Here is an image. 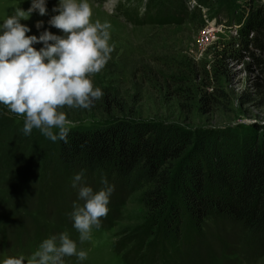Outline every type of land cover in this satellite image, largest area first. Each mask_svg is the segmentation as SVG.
I'll use <instances>...</instances> for the list:
<instances>
[{
	"label": "rangeland",
	"instance_id": "374dc122",
	"mask_svg": "<svg viewBox=\"0 0 264 264\" xmlns=\"http://www.w3.org/2000/svg\"><path fill=\"white\" fill-rule=\"evenodd\" d=\"M29 2L0 0V18L16 6L26 10ZM257 2L90 0L92 19L110 24L112 53L120 55L112 59L118 72L109 59V69L92 78L102 87L116 88L134 119L208 130L238 142L239 133L248 135L264 126V47L243 48L238 37L242 10ZM55 3L47 0L49 16ZM145 8L165 20H144ZM133 11L138 15L132 21L127 15ZM47 19L33 12L20 22L30 28L26 35H38L37 20L45 21L40 31L47 27L60 34ZM65 112L70 127L106 122L95 111ZM21 128L22 117L0 107V258L27 257L43 238L61 231L78 237L69 213L77 200L71 178L80 170L59 163L56 142L36 129L25 136ZM83 170L84 182L94 191L103 175L113 192L101 226L92 230L89 241L78 243L88 253L82 264H161L157 241L164 214H147L141 191L124 188L115 172ZM170 246L168 264H264V236L232 219L206 218L197 235ZM65 262L77 264L75 257H65Z\"/></svg>",
	"mask_w": 264,
	"mask_h": 264
},
{
	"label": "trees",
	"instance_id": "16d2710c",
	"mask_svg": "<svg viewBox=\"0 0 264 264\" xmlns=\"http://www.w3.org/2000/svg\"><path fill=\"white\" fill-rule=\"evenodd\" d=\"M150 9L142 13L144 20H165ZM242 13L238 37L243 48L264 47V0ZM136 15L127 16L133 21ZM119 56L112 53L110 58L116 72L112 59ZM91 79L104 95L86 110L101 113L106 122L70 127L66 141H56L58 161L67 169H109L124 188L140 190L146 213L164 214L157 241L161 264L170 261L171 241L183 243L197 235L209 217L232 219L264 236V126L229 142L208 130L137 120L116 88Z\"/></svg>",
	"mask_w": 264,
	"mask_h": 264
},
{
	"label": "clouds",
	"instance_id": "9594fccd",
	"mask_svg": "<svg viewBox=\"0 0 264 264\" xmlns=\"http://www.w3.org/2000/svg\"><path fill=\"white\" fill-rule=\"evenodd\" d=\"M33 12L48 16L46 24L60 34L47 27L40 31L45 21L37 20L38 35H26L30 28L20 21ZM51 12L49 16L47 0H30L26 10L16 6L0 18V107L22 117L25 136L36 129L56 142L66 141L72 123L64 109H89L103 97L91 77L105 67L114 45L110 24L92 19L90 0H56ZM36 44L41 47L34 48ZM83 178V169L71 178L77 200L69 217L77 239L66 230L51 234L29 256L7 255L0 264H66L65 257H75L77 264L87 260V251L78 243L89 241L92 230L101 226L113 186L102 175L101 187L94 191Z\"/></svg>",
	"mask_w": 264,
	"mask_h": 264
}]
</instances>
